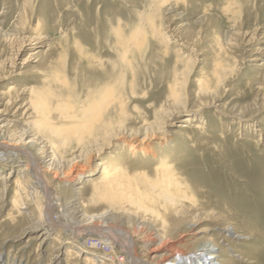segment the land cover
Instances as JSON below:
<instances>
[{"label": "bare ground", "instance_id": "6f19581e", "mask_svg": "<svg viewBox=\"0 0 264 264\" xmlns=\"http://www.w3.org/2000/svg\"><path fill=\"white\" fill-rule=\"evenodd\" d=\"M255 1L0 0V36L17 41L0 51V193L13 194L7 213L0 198V264H42L45 253L47 264L263 263L236 248L253 231L190 196L219 128L239 120L234 142L264 145L256 105L246 120L240 92L211 100L247 61L251 89L263 91L264 20L243 40L257 45L247 55L235 45L245 11L264 7ZM190 61L208 67L185 93ZM151 86L165 89L161 104L133 120L128 100ZM212 104L216 124L203 116ZM29 231L32 243L17 246Z\"/></svg>", "mask_w": 264, "mask_h": 264}, {"label": "rangeland", "instance_id": "374dc122", "mask_svg": "<svg viewBox=\"0 0 264 264\" xmlns=\"http://www.w3.org/2000/svg\"><path fill=\"white\" fill-rule=\"evenodd\" d=\"M104 1L108 3L109 0H104ZM260 1L261 0L255 1L256 2L255 7H258ZM110 4L115 5L114 2ZM255 10L252 11L249 9L247 11L248 14L245 11L243 18L240 21L241 23L239 22L241 24V25L239 24L240 29L238 30L239 42L235 41L236 43L235 45L239 53L244 52L243 55L244 54L247 55V53L249 52V49L257 46L256 43H252V42L250 43L249 41H248L249 43L245 41L243 42L244 38L247 37L248 39L250 37V32H252L255 29V26L258 23H262L264 20V7H261L259 9L257 8L256 11ZM258 10H261L262 12ZM63 24L65 23L63 22ZM47 27H50V25H48ZM245 32H248L247 35L244 34ZM50 34L53 36H56L58 34V29L55 32L51 31ZM0 38H1L0 39V51L1 52L2 51L8 52L16 46V43H17L16 40H13V39L7 40L6 38L2 36H0ZM250 64L252 63L247 61L242 66L240 65L241 67L236 66L233 70V74L231 76L224 78L223 85H222L223 88L221 89L222 93L220 92L217 96L211 98V100L216 101L217 105L218 104L224 105L228 100H232V99L234 100L233 96H235V92H240L239 98L236 99L238 103L243 106L247 104L250 105L251 103L250 107L246 108L247 110L249 109L250 110L248 112L246 111V113H244L242 117L247 115L245 116V119L247 120L246 117H250V114L255 111L256 109L255 107H257V109L260 112L255 116L254 119L256 120H253L254 125L257 127L259 125L264 124V103H262L264 102V92H263L264 88H263V91H260L259 93L260 95L256 97L255 95L256 91L251 89L252 82L250 81L254 79L255 73H254L253 68L247 67ZM189 65H190V68H188V71L186 73L187 74L186 78L184 79L185 84L183 83V86H182L183 91H185V93L188 92L190 89H195L194 85L192 84V81L196 82L197 79L201 77V71L208 67V65L207 67L196 66L193 63V61H190ZM187 79H188V82H187ZM12 82L13 81H10L9 83H12ZM17 83L20 84V81H18ZM163 89L164 88L162 87H156V86L154 87L151 86V88L150 87L142 88L141 90H143L144 92L146 91L145 93L144 92L138 93L137 96H134L133 98H130L131 100L130 99L128 100V103H127V106L129 109L128 111L130 112V115L133 117V120L139 121L140 119L141 121L145 119V117H148V115L150 118L154 116L152 114L153 109L158 108L159 105L161 104V101L164 98L163 91L165 89L164 90ZM1 90L2 89H0V91ZM219 114L220 113L215 109L214 104L207 107L205 109V112H203V116L207 118L208 120H210L211 124L217 123L218 121L217 118H219L217 116ZM184 116L185 115H183V117ZM227 118L230 119V117H227ZM234 121L236 122L232 123L231 128L229 130L223 131V132L221 131L222 128H219L218 129L219 131L217 130V132L220 135V138L217 140V143L215 144L214 148L215 149L217 147L218 148L215 150L213 146H211V149H206L205 152H203V154L201 155V157H199V159L204 162L203 163L204 166H201L203 169V176H202V179L196 180L195 183L198 184L201 190L198 196H197V193L193 194L192 192H190V196L192 198H195V201L198 203L197 206L201 212L210 211L211 213L213 212L214 215L220 214L219 216L220 219H222V221L224 219L223 222H226L227 220L226 223L229 224L230 226L232 227L238 226L239 228L242 227L240 229L241 230L245 229V232H249V230L253 231L254 239L250 243L245 244L244 246L236 245L237 246L236 248L244 250L245 254H249L250 257H254V256H256L257 258L261 257L259 259L263 260L264 259V235H262V233L264 234V228H263L264 227L263 226L264 225V145L260 144L259 141L258 143H250V144L246 143L243 140L242 141L238 140L234 142V139L242 130V126H240L241 125L240 121L239 120L238 121L234 120ZM180 123H181L180 121L177 122V124H180ZM218 124L220 125L221 123L218 122ZM139 125L141 124L139 123ZM172 129L173 130L176 129V126L175 127L173 126ZM166 130L167 129L164 130L165 133H166ZM260 140L261 142L262 141L264 142V139H260ZM153 142H156V141L153 140ZM112 150H115V149H112ZM112 150L109 151L106 155H104L103 159L105 157L107 158L109 154H112ZM1 158H4V156H2ZM20 164H23V162L21 161ZM6 165L8 164L6 163ZM73 165H74L73 168L82 167V166L88 165V162L85 163L81 160L77 163H74ZM8 167L10 168L11 166H8ZM65 168L63 170L65 172H68V167H65ZM53 171H51L50 173H52ZM76 175L77 174H75L74 176ZM0 198L2 202L4 200L3 202L4 206L2 207L3 211L2 210L0 211L7 213V211L10 209V206H11L10 202H12L13 200V194L5 195V198H4L3 193H0ZM59 214L58 215L60 216V218L65 219L64 214L62 213H59ZM237 221L239 223H237ZM250 221L252 222L253 225L257 223L258 224L256 225L257 227L255 226L253 227ZM262 221H263V224H261ZM213 222H214L213 219H207V220L205 219L204 221H201V223L197 225V227L200 228L205 225H211ZM241 222L243 225H241ZM235 224L236 225L238 224V225L236 226ZM248 224L252 226L254 229L259 228V230L257 231L255 229L256 231L255 232L252 227L248 226ZM37 233H38L37 231H29L25 233L21 237V239L16 243L17 246L26 244L29 240H30L29 243H32L31 241L34 238V236L37 235ZM257 233L259 234V236H257L258 235ZM220 241L223 245L228 243L227 241H224L223 239H221ZM49 248L44 246L42 250H45V249H47V251L54 250V249H51V247ZM9 249H10V246L5 249V256L8 255ZM235 261H237V264H240L238 260H235ZM262 262H263L262 264H264V260ZM47 263H48V254L46 255L45 253V256L42 260V264H47Z\"/></svg>", "mask_w": 264, "mask_h": 264}]
</instances>
